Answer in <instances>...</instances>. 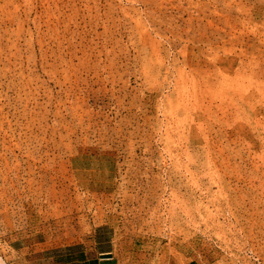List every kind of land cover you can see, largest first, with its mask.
Segmentation results:
<instances>
[{
  "label": "rangeland",
  "instance_id": "374dc122",
  "mask_svg": "<svg viewBox=\"0 0 264 264\" xmlns=\"http://www.w3.org/2000/svg\"><path fill=\"white\" fill-rule=\"evenodd\" d=\"M264 264V0H0V264Z\"/></svg>",
  "mask_w": 264,
  "mask_h": 264
},
{
  "label": "crops",
  "instance_id": "0c3cea01",
  "mask_svg": "<svg viewBox=\"0 0 264 264\" xmlns=\"http://www.w3.org/2000/svg\"><path fill=\"white\" fill-rule=\"evenodd\" d=\"M54 257H49V258H44L42 257L41 259H36L33 258L32 261H29L30 264H58L54 261ZM100 262H95V264H112L109 263L110 259H102L99 260ZM62 264H94V262H90V260H88L87 258L82 259V258H78V257H72L68 260H66L65 262H63Z\"/></svg>",
  "mask_w": 264,
  "mask_h": 264
}]
</instances>
